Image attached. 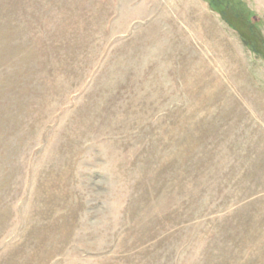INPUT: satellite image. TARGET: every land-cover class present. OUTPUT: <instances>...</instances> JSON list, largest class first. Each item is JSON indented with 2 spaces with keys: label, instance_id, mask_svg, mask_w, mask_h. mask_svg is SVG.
I'll list each match as a JSON object with an SVG mask.
<instances>
[{
  "label": "rangeland",
  "instance_id": "rangeland-1",
  "mask_svg": "<svg viewBox=\"0 0 264 264\" xmlns=\"http://www.w3.org/2000/svg\"><path fill=\"white\" fill-rule=\"evenodd\" d=\"M0 264H264V0H0Z\"/></svg>",
  "mask_w": 264,
  "mask_h": 264
},
{
  "label": "trees",
  "instance_id": "trees-1",
  "mask_svg": "<svg viewBox=\"0 0 264 264\" xmlns=\"http://www.w3.org/2000/svg\"><path fill=\"white\" fill-rule=\"evenodd\" d=\"M222 1H223V0H222ZM216 4H217V5H216ZM228 4H229V3H227V2L224 1V2H221V3H215V4H213V5L219 7L220 10H221L222 12H224L225 8H228ZM251 48H253V47L251 46Z\"/></svg>",
  "mask_w": 264,
  "mask_h": 264
}]
</instances>
